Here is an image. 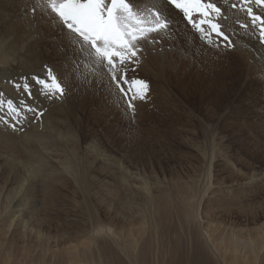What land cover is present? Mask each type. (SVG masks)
Here are the masks:
<instances>
[{
	"label": "rangeland",
	"instance_id": "obj_1",
	"mask_svg": "<svg viewBox=\"0 0 264 264\" xmlns=\"http://www.w3.org/2000/svg\"><path fill=\"white\" fill-rule=\"evenodd\" d=\"M233 3L239 4V0H229L227 4H224L223 0H219L218 6L223 10L226 9L222 13L226 20L222 22V30L229 35L234 48L217 46L219 38H216L215 34H213V45L207 44L206 41L202 42L198 35L200 42L198 49L196 47L189 48L184 41L180 40L185 36L182 34L183 37L178 32L179 28L176 27L171 33L149 34L148 40L153 42L142 44V55L139 56L135 70L129 73L148 83V97L145 100L135 101V110L131 111L127 109L121 93L115 84L110 82L108 76L105 75L102 78L97 67L81 55L78 47L77 49L73 44L66 43L64 37L61 36V31L58 30V27L61 26L53 19L54 14L47 7L46 0H30L25 17L28 19L23 18L22 21L26 22L27 26L33 25L30 30L33 32L35 40L39 38V42L38 40L30 41L29 47L23 51L31 56V59L35 60L34 62L38 65H32L31 70H25V68L12 70L11 67L3 66V68L1 66L0 74L4 81L10 80L13 89L16 88L12 82H20L21 77H28L25 82L32 85L33 100L26 95L22 101L37 106L35 98L38 97V100L40 98V105L46 98L40 94L41 87L40 85L38 87L33 77L44 78L50 70L53 75L63 81L70 98L73 97L69 98L68 102H71L70 106L73 108L75 106L77 120L72 123L77 124L82 131V147L76 153V158L71 154V148L75 147L73 140L67 148L64 149L63 145V149L52 151L58 155V161L48 157L49 163L46 165L45 173H49L53 177L55 186L43 187L38 184L33 206L30 207L28 204L25 206L28 211V222L33 229L50 236V238L55 236L59 238L61 233L63 237L65 236L64 238H67L66 232L79 233L80 230H86L91 219L89 213L93 210L92 208H90L91 211L86 210L88 207L85 202H90V205L94 204L90 200L94 198L82 199L78 194L80 191L77 190L75 193L73 189L63 184V180L71 179L70 173L77 178L87 179L89 172H92L93 169L89 168L92 154L86 158L84 152L90 146H93V148L91 147L94 149L92 152L101 156L100 158L106 157L112 162L114 161L111 163L114 171L115 168H118L117 170L120 172V168H124L125 174L128 176V183H131L128 187L123 186L119 180L115 181L117 190L120 189V193L125 198L123 204L125 207L121 205L122 212H127L126 215H128H125V219L120 221L118 226L116 225V229L121 227L127 232L129 229L139 227L142 220L140 212L146 216L149 213L148 205L144 201L147 198L145 190L150 191L156 200L160 198L176 205H179L180 202L182 204L188 198L191 202L193 201L192 207H194L196 206L194 201L201 199L202 203L199 207L201 227L205 225V228L206 221H210L209 229L219 241L223 235L226 238L231 229L238 231L239 228L248 229L253 226V223L245 221V218L258 214L261 206H263L264 212V73H255L249 69L250 60L247 59L245 53L240 52L239 47L242 44L244 47H251V49L256 47L264 49V44L261 43L259 25L255 28L252 27L251 17L247 15L245 6L239 4L237 8H232ZM225 5L230 9L227 10ZM247 7H252L254 12L264 13V6L257 8L258 6L253 3L248 4ZM33 8H35V12L32 11ZM230 14L235 16L231 17ZM183 22L185 26L188 24L185 19ZM246 24L249 25L248 28L244 27ZM187 27L189 28L191 25L188 24ZM189 30L192 33H197L192 27ZM235 39L239 40V43H236ZM244 39L248 40V43L251 39L253 42L255 41V47L245 44ZM5 43L7 46L8 42L5 41ZM257 43L259 44L257 45ZM30 46L31 50H29ZM73 49L77 54L73 55ZM252 54L256 56V59H262V55L256 51H253ZM142 58H145V63ZM185 60L188 63L185 64ZM83 77H86V81H83ZM110 86L115 89L116 93L110 91ZM102 87L107 90L105 94L100 93ZM0 92L4 94L0 96V101H7L13 97V95L6 96L1 89ZM13 98L11 100L14 101ZM52 100L46 99L49 102ZM32 101L33 103H31ZM4 107L7 108L6 103ZM3 114L7 115L6 112ZM40 117L41 115L33 118V115L29 114L27 120L31 124H35L37 120H40ZM28 121H26L27 127L31 125ZM16 148L20 154L23 153L24 147L21 149L17 145ZM37 149L42 152L39 147ZM6 150L2 149L1 152ZM48 151L51 149L49 148ZM21 157L26 158L24 161L30 167H33L34 162L36 163L38 160L35 157L33 163L29 162V158L25 157L24 153ZM84 158L87 161L76 160ZM106 158L105 160H107ZM61 161H67L68 164L63 166ZM6 165L12 167L9 164ZM101 166L104 167V163ZM237 170L253 175L254 178L247 176L241 178ZM13 171L14 176L15 174L19 175L16 165H13ZM232 172H235L233 177H231ZM68 185L72 187L71 183ZM90 185L101 187L97 183ZM248 186L249 188H247ZM228 190L230 193L227 192ZM238 191L240 195H243V197L240 196L241 202L232 197L239 194ZM44 195L50 196L45 199ZM230 195L232 198H229ZM245 198L248 200L246 201ZM243 201L246 202L243 203ZM222 206L225 207L224 210ZM22 207L23 205L19 208ZM145 211L146 213H144ZM164 213L161 207L151 212L155 221L152 228L158 232L155 236L153 231H150L152 235L151 253L153 254L154 250L157 257L160 258L163 257V249L166 246V239L162 241L159 239L161 227L165 228L164 232L167 235L169 233V236H172L175 230H179V221L176 220V215H172V211H169L168 214ZM247 223L250 226L246 225ZM259 223H264V216L257 221V224ZM0 224H2L0 226V260L13 249L10 244L11 240L15 247L24 251L20 236L6 233L2 215H0ZM145 225L148 226V224ZM211 226L212 229L214 228L213 230ZM222 231H225V234H219ZM63 247L64 244L60 242L56 250ZM148 247L149 244H146L147 250ZM18 256L19 253L16 252L13 258ZM56 258H51L50 255L44 257L42 250L36 249L28 258L20 261V264H58V258ZM167 258L165 257L163 263H166Z\"/></svg>",
	"mask_w": 264,
	"mask_h": 264
},
{
	"label": "bare ground",
	"instance_id": "obj_2",
	"mask_svg": "<svg viewBox=\"0 0 264 264\" xmlns=\"http://www.w3.org/2000/svg\"><path fill=\"white\" fill-rule=\"evenodd\" d=\"M29 2L30 0H0V67L1 66L11 67L12 70L24 69V68L25 70L26 69L31 70L30 68L32 67V65L36 64L34 62L35 60L31 59V56L24 53L25 51H23L24 49L26 50V48L29 47L28 45L31 44L30 41L35 40L34 34L30 30L31 26L33 25L30 26L28 22L29 26H27V23L25 22L26 23L25 24L22 21L23 18L27 16L26 13L28 11L26 10ZM142 4H144V0H138L137 6L143 7ZM149 7L151 6L149 5ZM165 7L168 15L175 21V27L179 28L178 32H180L181 35L184 34L185 36L184 37L182 35L184 38H180V40L184 41L189 48L196 47V49H198V47L200 46L198 35L201 34L194 32L192 33L191 30H189V28L191 27L188 28L187 27L188 24L185 26L183 22L184 18L181 12L176 11L175 8L168 5H165ZM228 7L229 6L225 5V8H227V10L230 9V8L228 9ZM224 10L226 11V9ZM58 30L61 31V36L64 37L66 43L68 45L72 44L69 42L65 30L62 29L61 27H58ZM156 35H162V33L160 34L156 33ZM5 41L8 42L7 46ZM245 41H246L245 44L247 45L250 44L251 46L255 47L256 42L254 41L255 42L254 43L252 39L249 40V43L248 40ZM235 42L239 43V40L235 39ZM258 44L259 43H257V45ZM239 48H240V52L245 53V56L248 57L247 59L250 60L248 65L249 69L252 72L255 73L258 72L263 74L264 73L263 47L262 48L256 47L254 49L252 48L254 52L256 51L258 54L262 55L261 57L262 59L255 58L256 56L252 54L253 51L251 47L250 48H248L247 46L244 47L241 44ZM29 50H31V46ZM21 51H23V54H21ZM72 53L73 55L77 54L75 49H73ZM142 60H144L143 63H145L146 61L145 58H142ZM185 61H186L185 64L188 63L187 60ZM36 65H38V63ZM97 70L99 71V74L102 76V78H104L105 75H107L103 69L97 67ZM177 75L178 74L176 73V76ZM3 79H2V74H0V89L1 91L5 92L6 96L11 97V95H13L14 98L11 97V99L13 98L14 102H20L23 100L22 98H26V95L23 94L20 95V92H18L17 89L12 88L10 80L4 81ZM83 81H86V77L83 79ZM110 87H111L110 91L116 93L115 89L114 88L112 89V86ZM97 89L100 91L99 88ZM106 91L107 90H105L102 87L100 93L102 92L105 94ZM69 98L70 96L68 91H66L65 95H63L62 97L54 98L50 102L46 101V99L43 100V103L41 105H40L41 102L40 98L39 100L38 97L35 98L37 99V106L39 105L38 106L39 108L41 106L43 112V114L40 117V120H37L35 124H31L27 119L25 120L22 119L23 121L22 122L19 121L18 127L16 129H13L11 126H6L4 123L0 122V215L3 216V222H4V226L6 227V233L18 234L23 243L22 248L26 252L25 253L20 248L15 247L12 243L13 241L11 240L10 244H11V248L13 249L8 252L7 256H5L3 259L0 260V264H20V261L28 258L30 254L34 253L36 249L42 250L44 257L45 256L49 257V255L51 258L57 257L58 259L57 258L56 259L58 260V264L59 263L61 264H264V223L257 224V221L261 220L262 217L264 216L263 206L260 207L258 214H253L252 217L245 218V221L248 222L250 221L253 223V226L251 228L248 227H247L248 229L239 228L238 231L237 230L233 231L231 229L229 230V233L226 236V238L223 235V237L220 238L221 240L219 241L214 235V233L209 229L211 225L210 221H206L205 228H204L205 225L201 227V223H200L201 218H199V213H200L199 207H200V203H202L201 199H200L201 202L194 201V204H196V206H194L193 204L194 207H192L193 201L191 202L187 197H186L187 199H185V201H183L182 204L180 202L179 205H176L173 202L170 203L168 200L163 201L160 198H157L159 200H156L154 195H152L150 191L145 190L147 198H145L144 201H146L148 205L149 213L146 216L145 214H142L143 212H140L141 213L140 218H142V220L140 219L141 221L139 227H136L134 229H129L127 230V232H125L124 229L122 230L121 227L116 229V225L118 226L119 222L125 219V215L127 214V212L126 213L122 212L121 205L124 206L123 204L125 198L120 193V189L117 190L115 181L117 182V180H119L123 183V186L126 185L128 187H130L131 183L130 184L128 183V176L125 174L124 168L123 169L120 168V172L117 170L118 168H115L114 171V169L111 167L112 166L111 163H113L114 161L112 162L110 159H107L106 157L105 158L107 160H105V158H100L101 156L99 157L97 156V154H94L92 152V150L94 149H91V147L93 148V146H90L84 152V156L86 158L92 154L91 155L92 162L91 164H89V168L91 169L93 168V169L92 172H89L87 179L85 180V179L77 178L74 175H72V173H70L71 179L63 180V184L66 185L68 188L73 189L75 193H77V190L80 191V193L78 194H80L82 199L88 200L90 198H94V199H90L94 202V204L90 205V202L88 203L85 202L88 207L86 208V210L89 211L90 208H92L93 210V212L90 210L91 213L89 214H91L90 215L91 219L90 222H88L87 224L86 230L81 231L79 229L80 230L79 233L66 232L67 238H64L65 236L63 237L62 233L60 234L59 238L58 236H55L54 238H50V236L46 234L44 235L39 231L33 229V227L30 226L28 222V218H27L28 211L26 210L25 206L27 204L30 207L33 206L38 184H41L43 187L55 186V180L53 179V177L50 176L49 173H45L46 165L47 163H49L48 157H51L53 160L58 161L59 160L57 158L58 155H56V153H53L52 151H56L55 149H63V145H64V149L67 148L70 145L71 140H73L75 143V147L71 148V154L74 158L77 157L76 153L82 147L81 145L82 131L77 124L72 123L75 122L77 118L75 114L76 112L74 110L75 106L74 108L70 106L71 102L70 103L68 102ZM31 103H33V101ZM26 121H28L31 125L27 127ZM21 128L22 130H20ZM45 141H47L48 143ZM17 145H19L21 149L24 147L23 153L25 157L29 158L28 159L29 162H32L35 159V157L38 159L36 163L33 161L35 164L33 167L27 165L26 161H24L26 158L23 159L21 157L23 153L21 154L19 153L18 148H16ZM33 146L34 148H32ZM37 147H39L40 150H42V152L37 151L39 150L37 149ZM49 148L51 149V151H48ZM2 149H7V150L5 152L3 151L4 152L3 153L1 152ZM61 153H63V151H61ZM44 156H46V158H44ZM86 158L76 159V160L87 161ZM5 163L11 165L12 167L7 166ZM102 163H104V167L101 166ZM61 164L65 166L66 164H68V162L61 161ZM13 165H16L18 168L19 171L18 176L16 174L14 176ZM237 172L241 178H244L245 176L249 178L251 177L254 178L253 175H249L248 173H242L240 172V170H237ZM234 173L232 172L231 177H233ZM68 183H71L72 187H70ZM91 183H95V184L97 183L101 187L99 188L97 186L90 185ZM247 188H249V186ZM227 192L230 193L229 190ZM48 196L50 195H47V197L45 196V199L48 198ZM240 196L243 197V195H240L239 192V194L233 195L232 197L239 199V202H241L242 198H240ZM232 197L231 195L229 196V198ZM180 198L182 200V197ZM247 200L248 199H246V201ZM246 201H243V203ZM21 205H23V207L20 209L19 207ZM160 207L162 208V211L167 214L169 211H172L173 213L172 215H176L175 218L177 221H179V230H175V231L173 230L174 234L172 236H169V233L167 235V233L164 232L165 228H162L163 226L161 227L160 230L161 236L160 238L159 237L158 238L161 239V241L166 239V246L164 247V249L161 247L164 251L162 258L157 257V253L154 252V250H153V254L151 253L152 235L150 234L151 230L153 231L155 236L158 233L156 229L153 230L152 228L153 224L155 225V221H154V216L151 215V212H153L156 209H159ZM224 209L225 207H223V210ZM144 213H146V211ZM161 221H163V219H161ZM236 223H234L235 226ZM145 224H148V226H146ZM246 225H249V223H247ZM0 226H2V224H0ZM225 231L224 232L222 231L219 234L221 233L225 234ZM60 242L64 244V247L62 249L56 250V248L59 247ZM146 244H149L148 250L146 248ZM16 252L19 253V256L13 258V255ZM165 257L168 258L166 260V263H163Z\"/></svg>",
	"mask_w": 264,
	"mask_h": 264
},
{
	"label": "snow or ice",
	"instance_id": "obj_3",
	"mask_svg": "<svg viewBox=\"0 0 264 264\" xmlns=\"http://www.w3.org/2000/svg\"><path fill=\"white\" fill-rule=\"evenodd\" d=\"M228 2L223 0L224 4ZM218 3L219 0H144V6L138 7V0H46L47 7L54 14L53 19L65 30L69 42L78 47L88 61L107 73L131 111L135 110L134 102L147 99L149 92L146 81L129 74L135 70L143 52L142 44L153 42L148 40L150 33L167 34L175 28V21L168 15L165 5L179 10L195 32L201 34L199 39L202 42L213 45L215 34L219 38L217 46L233 47L229 35L222 30L225 16ZM253 3L258 7L264 6V0H239L251 17L252 27L259 25L261 43L264 44V13L247 7ZM239 4L231 6L237 8ZM32 11L35 12V8ZM33 79L40 85V94L46 99L60 98L66 93L63 81L50 70L44 78ZM26 80L27 77H21L20 82L12 83L18 92L32 99V85ZM3 95L0 92V96ZM5 112L7 115H3ZM29 114L36 118L43 112L25 101H0V122L6 126L16 129L19 120L28 119Z\"/></svg>",
	"mask_w": 264,
	"mask_h": 264
}]
</instances>
